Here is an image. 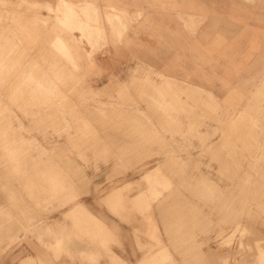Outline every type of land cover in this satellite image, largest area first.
<instances>
[{
  "label": "rangeland",
  "instance_id": "374dc122",
  "mask_svg": "<svg viewBox=\"0 0 264 264\" xmlns=\"http://www.w3.org/2000/svg\"><path fill=\"white\" fill-rule=\"evenodd\" d=\"M59 1L0 0V264L25 263L28 255L32 264L108 262L112 250L125 251L120 230L111 227L129 229L127 244L141 255L136 264H258L264 174L254 179L264 168V39L254 61L223 71L237 76L217 77L221 70L206 71L204 55L187 54L186 46L184 53L132 52L142 51V39L124 36L132 22L110 6ZM59 34L65 45L55 42ZM198 81L207 85H192ZM244 127L261 136L254 140ZM230 199L227 206L240 208L227 207Z\"/></svg>",
  "mask_w": 264,
  "mask_h": 264
},
{
  "label": "crops",
  "instance_id": "0c3cea01",
  "mask_svg": "<svg viewBox=\"0 0 264 264\" xmlns=\"http://www.w3.org/2000/svg\"><path fill=\"white\" fill-rule=\"evenodd\" d=\"M249 1L93 0L91 3L97 9L110 6L117 13L123 14V21V17H126L127 21L132 22L124 36L128 39H142V51L134 49L132 52L170 53L168 48L176 47L175 52L184 53L179 48L186 46L189 48L187 54H195L196 51L204 55L207 66L203 68L206 71L217 68L221 70L218 71L217 77H235L236 74L223 71H236L254 61L259 53L258 41L264 39V2ZM163 46L165 49L162 51ZM178 69V64L175 63V73ZM195 84L207 85L199 81L192 83ZM106 225L113 226V223ZM111 228L120 230L118 235L125 241V251L120 253L119 250H112L116 255L114 259L108 262L100 259L96 264L139 262L141 255L133 246L127 244L129 229ZM71 263L88 264L86 261ZM258 264H264L262 229L258 236Z\"/></svg>",
  "mask_w": 264,
  "mask_h": 264
},
{
  "label": "bare ground",
  "instance_id": "6f19581e",
  "mask_svg": "<svg viewBox=\"0 0 264 264\" xmlns=\"http://www.w3.org/2000/svg\"><path fill=\"white\" fill-rule=\"evenodd\" d=\"M117 1H120V0H117ZM3 2H4V1H2L1 4H2ZM59 2H61L63 6L67 4L66 1H64V0H61V1H59ZM153 2H154V1H153ZM249 2H250V1H249ZM4 3H5V2H4ZM84 3H85V2H84ZM84 3H82V4L84 5ZM19 4H20V3H19ZM85 4H86V3H85ZM90 4L92 5V3H90ZM5 5L7 6L6 3H5ZM22 5H23V4H22ZM22 5H21V6H22ZM32 5H33V4H32ZM32 5H31V7L34 8L35 5H33V6H32ZM88 5H89V4H88ZM1 6H2V5H1ZM6 6H5V7H6ZM13 6H14V5H13ZM21 6H20V7H21ZM29 6H30V5H29ZM63 6H61V8H62ZM67 6H68V5H67ZM86 6H87V5H86ZM86 6H85V9L87 8ZM93 6H94V5H93ZM93 6H91V9H92ZM22 7H24V6H22ZM81 7H82V6H81ZM33 8H32V9H33ZM94 8H95V7H94ZM3 9H4V8H3ZM7 9H8V8H7ZM27 9H28V8H27ZM32 9H31V11H32ZM38 9H39V8H38ZM65 9H66V8L64 7V10H65ZM85 9H83V10L85 11ZM4 10H5V9H4ZM14 10H15V9H14ZM14 10H12V11L15 12ZM36 10H37V9H36ZM36 10H35V11H36ZM49 10H51V9H49ZM87 10H88V8H87ZM94 10H95V9H94ZM94 10H93V11H94ZM0 11H1V10H0ZM5 11H6V10H5ZM16 11H17V12H20V11H18V9H17ZM22 11H23V10H22ZM25 11H26V10H25ZM25 11H24V13H25ZM57 11H58V10H57ZM62 11H63V9H62ZM66 11H67V9H66ZM66 11H64V12L66 13ZM90 11H91V10H90ZM1 12H3V14H4V11H1ZM13 12H12V14L14 15L16 12H15V13H13ZM28 12H29V11H28ZM48 12H50V11H48ZM54 12H55V11H54ZM67 12H68V11H67ZM70 12H71V11H70ZM70 12H69V13H70ZM86 12H88V11H86ZM21 13H22V12H20V16H22V14H23V13H22V14H21ZM69 13H68V14H69ZM0 14H1V13H0ZM5 14H6V12H5ZM37 14H39V11L37 12ZM48 14H49V13H48ZM6 15H7V14H6ZM66 15H67V13H66ZM92 15H93V14H92ZM97 15H98V14H97ZM1 16H5V15H1ZM1 16H0V18H1ZM16 16H17V18L19 19L18 14H16ZM16 16H13V18H14V17L16 18ZM42 16H43V15H42ZM52 16H53V15H52ZM58 16H59V15H58ZM68 16H69V15H67V17H68ZM74 16H75V15H74ZM109 16H110V15H109ZM109 16H108V18H109ZM39 17H40V15H39ZM46 17H47V15H46ZM54 17H56V20H57V16H53V18H54ZM59 17H60V16H59ZM70 17H71V16H70ZM75 17H76V16H75ZM97 17H99V16H97ZM115 17H116V16H115ZM115 17H114L113 14H112V18L115 19ZM3 18L5 19V18H7V16H6V17H3ZM15 18H14L13 20H15ZM17 18H16V20H17ZM24 18H25V17H24ZM29 18H30V17H29ZM47 18H48V17H47ZM53 18H51V19H49V20L54 21L55 18H54V20H53ZM60 18H61V17H60ZM60 18H59V19H60ZM112 18H111V20H112ZM59 19H58V20H59ZM77 19H78V18H77ZM79 19H80V18H79ZM109 19H110V18H109ZM24 20H25V19H24ZM60 20H61V19H60ZM71 20H72V19H71ZM111 20H110V21H111ZM115 20H116V22H117V17H116ZM115 20H114V21H115ZM100 21H101V20H100ZM107 21H109V20L107 19ZM70 22H71V21H70ZM91 22H92V21H91ZM111 22H112V21H111ZM116 22H115L114 24L118 26V25H119V23H118L119 20H118V22H117L118 24H116ZM121 22H122V21H121ZM61 23H62V22H61ZM107 23H108V22H107ZM112 23H113V22H112ZM56 24H57V22H56ZM58 24H60V23L58 22ZM58 24H57V25H58ZM77 24H78V23H77ZM79 24H81V22H80ZM0 25H1V24H0ZM50 25H51V23H50ZM65 25H66V24H65ZM109 25L111 26V24H109ZM6 26H7V25H6ZM11 26H12V24L10 25V27H11ZM20 26H21V25H20ZM20 26H18V27H20ZM24 26L26 27L25 24H24ZM53 26H54V23H53ZM53 26H52V27H53ZM61 26H62V25H60V27H61ZM22 27H23V24H22V26L20 27L21 30H22ZM48 27H49V26H48ZM50 27H51V26H50ZM55 27H56L55 30H57V26H55ZM69 27H70V26H69ZM114 27L116 28V26H114ZM0 28H1V27H0ZM23 28H24V27H23ZM26 28H27V27H26ZM26 28H24V29H26ZM28 28H29V27H28ZM53 28H54V27H53ZM62 28H63V27H62ZM64 28L66 29V27H64ZM75 28H76V27H75ZM118 28H119V26H118ZM18 29H19V28H18ZM48 29H49V28H48ZM68 29H69V28H68ZM76 29H77V28H76ZM112 29H113V28H112ZM50 30H51V33H52V28H51ZM55 30H54V31H55ZM61 30H62V29H61ZM27 31H28V30H27ZM27 31H26V32H27ZM70 31H71V29H70ZM77 31H78V30H77ZM79 31H80V30H79ZM100 31H101V28H100ZM114 31H115V30H114ZM119 31H120V30H119ZM119 31H118V32H119ZM22 32H23V30H22ZM48 32H49V30L46 31V33H48ZM59 32H61L60 29H59ZM59 32L57 31V33H59ZM66 32H67V31H66ZM110 32H112V31H110ZM57 33H56V34H57ZM61 33H62V32H61ZM113 33H114V32H113ZM113 33H112V34H113ZM120 33H121V32H120ZM53 34H55V33L53 32ZM48 35H50V34H48ZM65 35H66V34H65ZM56 36H58V34L55 35V37H56ZM36 37H37V36H36ZM49 37H50V36H49ZM49 37L46 36V38H48V39L51 40V38H49ZM55 37H54V38H55ZM68 37H69V36H68ZM68 37H67V38H68ZM110 37L112 38V36H110ZM40 38H41V37H40ZM57 38H58V37H57ZM57 38H56V39H57ZM64 38H66V36H65ZM67 38H66V39H67ZM69 38H70V37H69ZM43 39H44V38H43ZM56 39H55V42H57V41H59V40L61 39V38H60V34H59V38H58V40H56ZM112 39H113V38H112ZM50 40H49V41H50ZM113 40H114V39H113ZM60 41H62V40H60ZM60 41H59V42H60ZM66 41H67V40H66ZM71 41H72V40H71ZM73 41H74V40H73ZM33 42H35V39H34ZM37 42H38V44L40 43L38 40H37ZM41 42L43 43V40H42ZM55 42H53V43H54L53 46L56 45V46L58 47L59 45H58V44H55ZM64 42H65V40H64ZM64 42H60L59 44L61 45V43L63 44ZM67 42H68V41H67ZM51 43H52V40H51ZM57 43H58V42H57ZM69 43H70V41H69ZM112 43H114V42H112ZM30 44H31V43H30ZM66 44H68V43H66ZM70 44H72V43H70ZM31 45H32V44H31ZM35 45H36V43H35ZM43 45H44V43H43ZM64 45H65V43H64ZM64 45H63V46H64ZM37 46H38V45H37ZM66 46H67V45H66ZM73 46H74V45H73ZM33 47H34V46H33ZM43 47H45V46H43ZM57 47H56V48H57ZM74 47H75V46H74ZM46 48L48 49V47H46ZM46 48H45V52H46ZM58 48H59V47H58ZM58 48H57L56 50H58ZM65 48H66V47H65ZM68 48H69V46H68ZM70 48H71L72 51H73V48L71 47V45H70ZM76 49H77V48H76ZM49 50H50V49H49ZM42 51H44V50H42ZM58 51H59V50H58ZM78 51H79V50H78ZM80 51H81V50H80ZM48 52H49V51H48ZM74 52H75V51H74ZM29 53H31V52H29ZM53 53H54V52H53ZM53 53H52V54H53ZM75 53H77V52H75ZM75 53L72 54V55H73V56H72L73 58L71 57L72 59L70 58L69 60H75V59H74V54H75ZM70 55H71V53H70ZM70 55L68 56V58L70 57ZM76 55H78V54H76ZM81 55H82V52H81ZM81 55H80V56H81ZM47 56H48V55H47ZM49 56H50V55H49ZM49 56H48V57H49ZM78 56H79V55H78ZM84 56H85V55H84ZM48 57H47V58H48ZM47 58H46V59H47ZM51 58H52V57H51ZM56 58H57V57H56ZM61 58H62V57H60V59H61ZM76 58H77V57H76ZM83 58H84V57H83ZM85 58H86V57H85ZM46 59L44 58V61H45V62H46ZM48 59H49V58H48ZM52 59H54V57H53ZM60 59H54V60H50V61L53 62V61L56 60V62H57V60H60ZM62 60H64V59L62 58ZM80 60H81V59H80ZM60 61H61V60H60ZM60 61H58V63H59ZM81 61H82V60H81ZM81 61H80V62H81ZM56 62H54V63H56ZM66 62H67V60H66ZM68 62H69V61H68ZM72 62H74V61H72ZM75 62H76V61H75ZM58 63H56V65H57V67H55V68H57L56 71H58V66H60V65H59L60 63H59V64H58ZM76 63H78V62H76ZM70 64H71V62H69L68 65H70ZM84 64H85V63H84ZM53 65H54V64H53ZM56 65H55V66H56ZM71 65H72V64H71ZM71 65H70V66H71ZM79 65H80V64H79ZM30 66H31V65H30ZM85 66H86V65H85ZM71 67H73V65H72ZM82 67H83V66H82ZM60 68H61V67H60ZM60 68H59V69H60ZM53 70L55 71L54 68H53ZM257 72H258V71H257ZM42 74H43V73H42ZM55 74H56V73H55ZM256 74H257V73H256ZM40 76H41V75H40ZM56 76H57V75H56ZM251 77H252V76H251ZM254 77H255V76H253V78H254ZM248 79H249V78H248ZM251 79H252V78H251ZM244 82H245V81H244ZM246 82L248 83V80H246ZM246 82H245V83H246ZM252 82H253V81H252ZM242 84H243V81H242ZM250 84H251V83H250ZM250 84H249V86H250ZM245 86H246V85H245ZM249 86H248V87H249ZM247 89H248V88H247ZM15 90L17 91V89H15ZM237 90L239 91V89H237ZM241 90H242V89H241ZM58 91H59V90H58ZM61 91H62V90H61ZM243 91L245 92V89H244ZM14 92H15V91H14ZM17 92H18V91H17ZM59 93H60V91H59ZM15 94H17V93H15ZM61 94H62V93H61ZM65 94H66V93H65ZM58 95H59V94H58ZM63 95H64V94H62V95H60V96L63 97ZM80 96H81V95H80ZM62 97H61V98H62ZM77 97H78V96H77ZM70 99H71V98H70ZM78 99H79V97H78ZM200 99H201V98H200ZM204 99H205V98H204ZM66 100H67V99H65V100H63V101H66ZM68 101H69V100H68ZM68 101H66V102H68ZM76 101H77V100H76ZM205 101H206V100H205ZM63 103H64V102H63ZM74 103H75V101H74ZM76 103H77V102H76ZM54 104H55V103H54ZM72 104H73V102H72ZM57 105H58V104H57ZM260 107H261V106H260ZM84 109H85V108H84ZM208 110H209V109H208ZM84 111H85V110H84ZM84 111H83V113H84ZM81 112H82V111H81ZM91 112H93V111H91ZM88 113H89V112H88ZM88 113H87V115H88ZM93 113H94V112H93ZM89 115H90V114H89ZM86 117H87V116H86ZM210 117H212V114L210 115ZM210 117H206V118H207V119L209 118L208 120H211ZM215 119H216V118H215ZM215 119H213V120H215ZM238 119H239V118H238ZM223 120H224V119H223ZM248 120H249V119H248ZM233 122H234V121H233ZM260 123H261V122H260ZM262 123H263V122H262ZM237 124H238V123H237ZM237 124H236V127H237ZM242 124H243V123H242ZM246 124H247V123H246ZM263 124H264V123H263ZM80 125H81V124H80ZM238 126H239V125H238ZM245 126H248V125H245ZM257 126H258V125H257ZM78 127H80V126H78ZM195 127H196V126H195ZM234 127H235V126H234ZM249 127H250V125L248 126V128H249ZM244 128H245V127H244ZM244 128L241 129V130H244ZM248 128H245V130H246L247 132H249V131L251 130L250 133H251V134L253 133V136H252L251 134L247 133V132H246V134H244V135L247 136V134H248V136H252V137L254 138V136H256V135H254V132H253V131H255V130H254L253 128H252V129L250 128V130L248 131ZM235 129H236V128H235ZM237 130H238V129H237ZM239 130H240V129H239ZM241 130H240V132H241ZM245 130H244V132H245ZM187 131H188V130H187ZM262 131H263V130H262ZM244 132L242 131V133H244ZM257 132H258V131H257ZM76 133H77V132H76ZM192 133H194V132H192ZM224 133H225V132H224ZM239 134H240V133H239ZM255 134H256V133H255ZM192 135H193V134H192ZM259 135H260V134L258 133L257 136H256V140H257V137L259 138ZM248 136H247V137H248ZM260 136H261V135H260ZM243 137H244V136H243ZM247 137H246V138H247ZM240 138H241V137H240ZM244 138H245V137H244ZM247 139H248V138H247ZM261 139H262V138H261ZM202 140H203V138H202ZM221 140H222V139H221ZM230 140H231V139H230ZM244 140L247 141L246 139H244ZM254 140H255V138H254ZM219 141H220V140H219ZM223 141L225 142L224 139H223ZM245 141H244V143H246ZM248 141H250V138H249ZM200 142H201V141H200ZM226 142H227V141H226ZM251 142H252V141H251ZM251 142H250V143H251ZM254 142H255V141H254ZM257 142H259V141H257ZM230 143H231V142H229L228 144H230ZM233 143H234V142H233ZM251 144L253 145L254 143L252 142ZM231 145H232V144H231ZM252 145H248V144H247V147L249 148V147L252 146ZM223 146H224V145H223ZM232 146H233V145H232ZM232 146H229V147H228V145H227V147H228V148H227L228 151H230V147L232 148ZM255 147H256V146H255ZM250 148H251V147H250ZM234 149H235V148H232V150H234ZM252 150H253V148H252ZM252 150H250L251 154L253 153ZM236 151H237V150H236ZM236 151H235V152H236ZM248 151H249V150H248ZM254 151H255V150H254ZM9 152H10V151H9ZM9 152H6V153H9ZM14 152H16V151H14ZM214 152H215V150H214ZM235 152H232V151H231V153H235ZM6 153H5V154H6ZM215 153H217V152H215ZM229 153H230V152H229ZM231 153H230V154H231ZM236 153H238V152H236ZM238 154H239V153H238ZM254 154H255V153H254ZM262 154H263V153H261V155H262ZM6 155H7V154H6ZM231 155H232V156H236L237 154H236V155H235V154H234V155L231 154ZM248 155H249V154H248ZM239 156H240V155H239ZM236 157H237V156H236ZM12 158H13V157H12ZM221 158H222V157H221ZM232 158H233V157H232ZM222 159H223V158H222ZM222 159H221V160H222ZM235 159H236V158H235ZM215 160H217V159L215 158ZM218 160H219V158H218ZM223 160H224V159H223ZM223 160H222V162H223V164H224L225 161H223ZM232 160H234V158H233ZM236 160H238V159H236ZM9 161H10V159H9ZM252 161H254V160H252ZM259 161H260V159H259ZM263 161H264V160H263ZM5 162H7V161H5ZM11 162H12V161H11ZM170 162H172V161H170ZM261 162H262V161H261ZM261 162H260V163H261ZM229 163H230V162H229ZM229 163L227 162V164H229ZM231 163H232V162H231ZM249 163H251V160H250ZM7 164H8V163H7ZM48 164H49V163H48ZM48 164H47V165H48ZM50 164H51V163H50ZM219 164H220V163H219ZM257 164H258V163H257ZM257 164H255V165L258 166ZM261 164H262V163H261ZM224 165L227 166L226 164H224ZM229 165H231V164H229ZM248 165H249V164H248ZM250 165H251V164H250ZM250 165H249V166H250ZM7 166H8V165H7ZM7 166H6V167H7ZM249 166H248V169H249L251 166H254V165H253V163H252V165H251L250 167H249ZM19 167H20V166H19ZM229 167L231 168V166H229ZM262 167H264V166H262ZM225 168H226V167H225ZM225 168H224V170H225ZM227 168H228V167H227ZM253 168L255 169V166H254ZM256 168H257V167H256ZM258 168L261 169L260 166H259ZM19 169H20V168H19ZM19 169H18V171H19ZM231 169H233V168H231ZM263 169H264V168H262V170H261L262 172H263ZM20 170L22 171V168H21ZM256 170H257V172H260L261 175H260V173L258 174L259 176L255 175V179H254V180H256L258 177H261V176L264 174V172L262 173L259 169H256ZM256 170H255V171H256ZM248 171H249V170H248ZM248 171H247V174H248ZM250 171H251V169H250ZM250 171H249V173H250ZM232 172H233V170L231 171V173H232ZM257 172H256V173H255V172L253 173V178H254V174H257ZM224 173H225V172H224ZM225 174H227V172H226ZM235 174H236V173H235ZM247 174H246V175H247ZM248 175H249V174H248ZM82 176H83V175H82ZM61 177H62V176H61ZM83 177H85V176H83ZM234 177H236V176H234ZM247 177H248V176H247ZM56 178H57V177H56ZM228 178H229V177H228ZM230 178H231V175H230ZM253 178H252V179H253ZM57 179H59V178H57ZM249 179H250V176H249V178H247V180L249 181ZM258 179H259V178H258ZM261 179H262V177H261ZM232 180H234V179L232 178ZM254 180H252V181L255 182ZM259 180H260V179H259ZM60 181H61V179H60ZM62 181H64V180H62ZM188 181H189V180H188ZM58 182H59V181H58ZM246 182H247V181H246ZM246 182H245V183H246ZM250 182H251V179H250ZM253 182H252V184H253ZM257 182H258V180H257ZM55 183H56V182H55ZM245 183H244V184H245ZM47 184H48V183H47ZM56 184H57V183H56ZM208 184H209V183H208ZM257 184H258L259 186L261 185L260 182H258ZM57 185H58V184H57ZM248 185H249V184H248ZM258 185H257V186H258ZM11 186H12V185H11ZM11 186H10L9 188H11ZM209 186H210V184H209ZM245 186H246V184H245ZM250 186H251V183H250ZM250 186H249V187H250ZM259 186H258V187H259ZM261 186H262V185H261ZM261 186H260V187H261ZM198 187H199V185H198ZM247 187H248V186H247ZM255 187H256V186L253 187L254 190L258 188V187H256V188H255ZM262 187H263V186H262ZM262 187H261V188H262ZM43 188H44V187H43ZM59 188H61V187H59ZM212 188H213V187H212ZM215 188H217V187H215ZM55 189H56V188H55ZM197 189H198V188H197ZM241 189H242V188H241ZM246 189H248V188H246ZM246 189H245V190H246ZM259 189H260V188H259ZM263 189H264V188H263ZM263 189H262V190H263ZM248 190H250V188H249ZM260 190H261V189H260ZM260 190H259V191H260ZM262 190H261V191H262ZM11 191H13L12 188H11ZM63 191H64V190H62V193H63ZM173 191H174V190H173ZM199 191H200V189H199ZM237 191H238V190H237ZM241 191H242V190H241ZM256 191H257V190H256ZM41 192H42V191H41ZM201 192H202V191H201ZM155 193H156V191H155ZM240 193H241V192H240ZM245 193H247V192H245ZM256 193H257V192H256ZM10 195H11V193H10ZM29 195H31V194H29ZM233 195H235V191H233ZM237 195H238V193H237ZM243 195H244V193H243ZM248 195H250V193H248ZM258 195H259V193H258ZM258 195H257V197H258ZM260 195H261V193H260ZM52 196H53V195H52ZM204 196H205V195H204ZM206 196H207V195H206ZM241 196H242V193H241ZM241 196H240V195H239V197L237 196L238 199H239ZM252 196H254V195H252ZM10 197H11V196H10ZM29 197H30V196H29ZM208 197H209V196H208ZM245 197H246V196L244 195V198H245ZM249 197L251 198V196H249ZM241 198H243V196H242ZM241 198H240V199H241ZM244 198H243V200H242V199H241V200L244 201ZM250 198H249V200H251ZM253 198H254V197H253ZM6 199H7V198H6ZM177 199H178V198H177ZM226 199H227V198H226ZM228 199H229V198H228ZM241 200H240V204L242 203ZM47 201H48V200H47ZM230 201H232V200L230 199V200H228V202L225 201V202H226V206L229 205V204H227V203H229ZM233 201H235V200H233ZM246 201H247V200H246ZM237 202H238V201H237ZM10 203H11V202H10ZM23 204H24V203H23ZM181 204H182V202H181ZM186 204H187V203H186ZM231 204L234 205V204H236V203H235V202H234V203L231 202ZM242 204H243V203H242ZM244 204H245V203H244ZM9 205L11 206V204H9ZM173 205H174V204H173ZM233 205H230V206H227V207H232V208H233ZM237 205H238V204H237ZM237 205H236V206H237ZM161 206H162V205H161ZM179 206H181V205H179ZM236 206L234 205V208H235ZM238 206H239V208H240V205H238ZM238 206H237L236 208H238ZM175 207H176V205H175ZM182 208H183V207H182ZM241 208H243V206H242ZM184 209H185V208H184ZM179 210H181V209H179ZM222 210H223V209H222ZM235 210H236V209H235ZM12 211H13V210H12ZM224 211H226V210H224ZM231 211H232V209H231L230 211H228V212H231ZM238 211H239V209H238ZM241 211H242V210H241ZM23 212H24V209H23ZM23 212H22V213H23ZM183 212H184V210L182 211V215L184 214ZM189 212H190V211H189ZM178 213H179V212H178ZM180 213H181V212H180ZM185 213H186V212H185ZM190 213H191V212H190ZM240 213H241V212H240ZM187 214H188V213H187ZM188 216H190V215H186V217H188ZM191 216H192V215H191ZM23 217H24V216H23ZM198 217H200V216H198ZM225 217H226V216H225ZM229 217H230V216H229ZM233 217H234V215H233ZM0 218H1V217H0ZM181 218H182V217H181ZM189 218H190V217H188L187 219H189ZM230 218H231V217H230ZM183 219H184V218H183ZM199 219H201V218H199ZM223 219H224V218H223ZM223 219L220 218V221L223 220ZM178 220H180V219H178ZM185 220H186V219H185ZM194 220H195V219H194ZM197 220H198V218H197ZM200 221H201V220H200ZM183 222H186V221H183ZM198 222H199V220H198ZM28 225H29V224H27L26 226L28 227ZM176 225H177V224H176ZM176 225H174V228H175ZM179 225H180V222H179ZM29 226H30V225H29ZM177 226H178V225H177ZM177 226H176V227H177ZM188 226H189V224H188ZM207 226H208V225H207ZM24 227H25V226H24ZM24 227H22V228H24ZM27 227H25V228L27 229ZM185 227H186V226H185ZM241 227H242V226H241ZM238 228H239V227H238ZM242 228H243V227H242ZM0 229H1V228H0ZM183 229H185V228H183ZM189 229H190V226H189ZM206 229H207V228H206ZM244 229H245V228H244ZM18 230H19V229H18ZM22 230H23V229H22ZM31 230H32V228H31ZM187 230H188V229H187ZM25 231H26V230H25ZM28 231H29V229H27V232H28ZM62 231H63V232H62ZM185 231H186V230H184V232H185ZM190 231H192V230H190ZM190 231H189V232H190ZM207 231H208V230H207ZM245 231H247V230H245ZM27 232H26V233H27ZM60 232H62L64 236H65L66 234L68 235V233H66V234L64 233V232H65L64 229L61 230ZM60 232L58 233V236H59V237H61V236H60V235H61ZM187 232H188V231H187ZM0 233H1V232H0ZM22 233H23V232H22ZM185 233H186V232H185ZM248 233H249V232H248ZM6 234H8V233H6ZM59 234H60V235H59ZM177 234H178V233H177ZM182 234H183V232H182ZM182 234H181V235H182ZM190 234H191V232H190ZM0 235H4V234L2 233V234H0ZM8 235H9V234H8ZM11 235L13 236V233H11ZM31 235H32V234H31ZM33 235H34V238H35V237H36L37 235H39V234L35 235V233H33ZM43 235H44V234H43ZM45 235H46V234H45ZM45 235H44V237H46ZM63 235H62V238H64ZM67 235L65 236L66 238H68ZM174 235H175V234H174ZM179 235H180V234H179ZM183 235H185V234H183ZM231 235H232V234H231ZM231 235H230V236H231ZM243 235H244V233H243ZM12 236H9V237H11V239H13L14 237L12 238ZM14 236H17V235L14 234ZM20 236H21V235H20ZM40 236L42 237V234L39 235V237H40ZM54 236H55V235H54ZM176 236H177V235H176ZM227 236H228V235H227ZM244 236H245V235H244ZM244 236H243V237H244ZM6 237H7V236H6ZM37 237H38V236H37ZM37 237H36V238H37ZM39 237H38V238H39ZM59 237H57V238H58L57 241L59 240ZM186 237H187V236H186ZM38 238H37V239H38ZM179 238H181V237H179ZM182 238L184 239V236H183ZM182 238H181V239H182ZM231 238H232V237H231ZM231 238H230V240H231ZM11 239H10V240H11ZM15 239H17V238L15 237ZM15 239H13V240L15 241ZM39 239H40V238H39ZM44 239H46V238H44ZM44 239H42V240H44ZM54 239H56V238L54 237ZM60 239H61V238H60ZM69 239H71V238H69ZM183 239H182V240H183ZM185 239H187V238H185ZM236 239H237V238H236ZM40 240H41V239H40ZM47 240H48V239H47ZM52 240H53V239H52ZM61 240H62V239H61ZM65 240L68 241V239H65ZM71 240H73V239H71ZM71 240H69V242H70ZM187 240H188V239H187ZM224 240H225V239H224ZM227 240H228V239H227ZM227 240H226V243H227L228 241L230 242V240H228V241H227ZM54 241H55V240H54ZM66 241H64V242H66ZM73 241H74V243H75V242H78V241H76V240H73ZM180 241H181V240H180ZM39 242H40V241H39ZM41 242H42V241H41ZM46 242H47V241H44V243H46ZM50 242H51L52 244L55 243V242L53 243V241H50ZM50 242H49V240H48V244H49ZM60 242H61V241H60ZM62 242H63V241H62ZM64 242H63V244H64ZM71 242H72V241H71ZM71 242L69 243L70 245L73 244V242H72V243H71ZM79 242H80V241H79ZM185 242H186V241H185ZM188 242H189V241H188ZM188 242L185 243V244L188 245ZM23 243H24V242H23ZM179 243H180V242H179ZM42 244H43V242H42ZM46 244H47V243H46ZM56 244H57V243H56ZM59 244H62V243H59ZM59 244H58V245H59ZM63 244H62V245H63ZM69 244H68V245H69ZM76 244H78V243H75V244H73V245L76 247ZM174 244L177 245V243H174ZM224 244H225V242H224ZM239 244H240V242H239ZM43 245H44V244H43ZM66 245H67V244H64L65 250H67L68 247L70 246V245H69V246H66ZM73 245H71L72 248H73ZM176 245H175V246H176ZM181 245H182V244H181ZM183 245H184V244H183ZM191 245H192V244H191ZM241 245H242V244H241ZM77 246H78V245H77ZM178 246H179V245H178ZM245 246H246V245H245ZM66 247H67V249H66ZM180 247H181V246H180ZM185 247H187V246L185 245ZM185 247H184V248H185ZM240 247H241V246H240ZM240 247H239V248H240ZM60 248H61V246H60ZM60 248H59V249H60ZM182 248H183V247H182ZM63 249H64V248H63ZM69 249H70V248H69ZM69 249H68V251H69ZM73 249H74V248H73ZM76 249H77V247H76ZM76 249H75V250H76ZM81 249H82V248H81ZM81 249H80V250H81ZM177 249H178V248H177ZM179 249H181V248H179ZM75 250H73V252H75ZM77 250H78V249H77ZM80 250H78V253H79ZM240 250H241V249H240ZM57 251H58V250H57ZM70 251H71V250H70ZM83 251H84V250H83ZM178 251H179V250H178ZM181 251H182V250H181ZM241 251H242V250H241ZM257 251H258V250H257ZM38 252H39V251H38ZM55 252H56V250H55ZM200 252H201V251H200ZM242 252H243V251H242ZM59 253H60V252H59ZM75 253H76V252H75ZM81 253H82V252H81ZM179 253H180V252H179ZM194 253L196 254L197 252H193V254H194ZM237 253H238V252H237ZM250 253H251V252H250ZM257 253H258V252H257ZM83 254H85V253H83ZM87 254H88V253H87ZM195 254L192 255V256H195ZM197 254H198V253H197ZM197 254H196V255H197ZM259 254H260V253H259ZM75 255H76V254H75ZM88 255H89V254H88ZM95 255H97V254H95ZM209 256H210V255H209ZM190 257H191V256H190ZM200 257H201V256H200ZM200 257H199V258H200ZM226 257H227V256H226ZM239 257H240V256H239ZM89 258L91 259V257H89ZM93 258H94V257H93ZM93 258H92V259H93ZM187 258H188V257H187ZM191 258H192V257H191ZM196 258H197V257H196ZM203 258H205V257H203ZM224 258H225V257H224ZM249 258H250V257H249ZM44 259H45V258H44ZM207 259L209 260V258H207ZM207 259H206V260H207ZM251 259H252V258H251ZM37 260H38V259H37ZM87 260H89V259H87ZM165 260H167V259H165ZM181 260H182V259H181ZM181 260H180V261H181ZM185 260H186V259H185ZM199 260H201V258H200ZM210 260H211V258H210ZM252 260H254V259H252ZM252 260H251V261H252ZM255 260H256V259H255ZM21 261H22V262H25V263H21V264H29V263L32 264V262H33V256H29V255H28V256H25L24 258H22ZM183 261H184V260H183ZM238 261H239V260H238ZM259 261H260V260H259ZM262 261H263V260H262ZM44 262H45V261H44ZM92 262H93V261H92ZM166 262H167V261H165V263H166ZM190 262H191V261H190ZM190 262H189L188 264H190ZM47 263H48V262H47ZM174 263H175V262H174ZM181 263L184 264L183 262H181ZM191 263H193V261H192ZM210 263H211V262H209V264H210ZM252 263H253V262H252ZM193 264H196V263H193ZM235 264H236V262H235ZM237 264H238V262H237ZM239 264H241V263H239Z\"/></svg>",
  "mask_w": 264,
  "mask_h": 264
}]
</instances>
